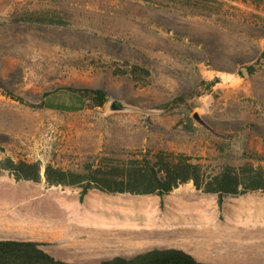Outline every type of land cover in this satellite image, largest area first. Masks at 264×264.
I'll list each match as a JSON object with an SVG mask.
<instances>
[{
  "label": "rangeland",
  "instance_id": "obj_1",
  "mask_svg": "<svg viewBox=\"0 0 264 264\" xmlns=\"http://www.w3.org/2000/svg\"><path fill=\"white\" fill-rule=\"evenodd\" d=\"M219 1L202 14L174 0H0L5 87L33 104L54 92L72 100L65 86L108 94L102 107L57 111L0 85V159L80 171L164 149L209 174L264 168V4ZM115 100L128 108L111 110ZM81 193L49 185L44 172L39 182L0 172V239L38 241L79 264L157 247L205 264H264V191L223 207L194 182L165 197Z\"/></svg>",
  "mask_w": 264,
  "mask_h": 264
},
{
  "label": "trees",
  "instance_id": "obj_2",
  "mask_svg": "<svg viewBox=\"0 0 264 264\" xmlns=\"http://www.w3.org/2000/svg\"><path fill=\"white\" fill-rule=\"evenodd\" d=\"M195 13L207 14L214 11L210 3L219 0H174ZM256 6L264 0H244ZM139 67L137 66L136 69ZM5 93L24 104L46 108L47 93L40 104H33L5 87ZM72 93L81 100L84 107H102L108 100L102 88L65 86L59 89ZM55 93V92H54ZM176 101H184L179 96ZM166 105V104H165ZM64 111V110H61ZM68 111V110H66ZM1 149V148H0ZM257 157V156H253ZM264 161L262 158H257ZM10 172L16 180L39 182L44 172L49 185L78 186L82 188L84 200L91 190L98 189L110 194L130 193L134 195H159L165 197L180 185L194 182L198 189L218 195L221 207L228 196L245 195L264 191V168L253 164L236 167L226 164L213 174L207 173L203 165L193 161L184 153L169 150L141 152L127 160L103 157L85 164L80 171L56 167L48 163L43 171L40 161L15 160L12 157L0 159V172ZM43 243L34 240L0 239V264H79L57 258L43 248ZM98 264H205L192 254L178 248H152L131 255H118L101 260Z\"/></svg>",
  "mask_w": 264,
  "mask_h": 264
},
{
  "label": "crops",
  "instance_id": "obj_3",
  "mask_svg": "<svg viewBox=\"0 0 264 264\" xmlns=\"http://www.w3.org/2000/svg\"><path fill=\"white\" fill-rule=\"evenodd\" d=\"M77 99L78 98H76V96L73 95L72 100H63L60 94H58V92H55L50 94L46 98L45 104L47 109L57 110V111L68 110L70 112H76L85 108L81 100L80 99L77 100ZM123 255H131V254H123Z\"/></svg>",
  "mask_w": 264,
  "mask_h": 264
},
{
  "label": "water",
  "instance_id": "obj_4",
  "mask_svg": "<svg viewBox=\"0 0 264 264\" xmlns=\"http://www.w3.org/2000/svg\"><path fill=\"white\" fill-rule=\"evenodd\" d=\"M128 108V106L126 104H124L122 101L119 100H115L112 105H111V110L113 111H117V110H126ZM194 118L197 119L198 121H200L201 123L204 124V121L202 120L201 116H200V112H197L194 115Z\"/></svg>",
  "mask_w": 264,
  "mask_h": 264
},
{
  "label": "bare ground",
  "instance_id": "obj_5",
  "mask_svg": "<svg viewBox=\"0 0 264 264\" xmlns=\"http://www.w3.org/2000/svg\"><path fill=\"white\" fill-rule=\"evenodd\" d=\"M81 214V216L84 218V219H87L88 218V215L86 214V213H80ZM67 218V217H66ZM70 223V222H69ZM73 223V222H72ZM76 223V222H75ZM74 223V224H75Z\"/></svg>",
  "mask_w": 264,
  "mask_h": 264
}]
</instances>
